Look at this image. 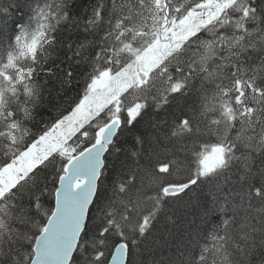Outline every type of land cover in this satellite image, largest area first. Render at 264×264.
<instances>
[{
    "label": "snow or ice",
    "instance_id": "snow-or-ice-1",
    "mask_svg": "<svg viewBox=\"0 0 264 264\" xmlns=\"http://www.w3.org/2000/svg\"><path fill=\"white\" fill-rule=\"evenodd\" d=\"M0 264H264V0H0Z\"/></svg>",
    "mask_w": 264,
    "mask_h": 264
},
{
    "label": "trees",
    "instance_id": "trees-1",
    "mask_svg": "<svg viewBox=\"0 0 264 264\" xmlns=\"http://www.w3.org/2000/svg\"><path fill=\"white\" fill-rule=\"evenodd\" d=\"M78 2H79V0H78ZM43 78H44V77H42V79H43ZM40 115H41L45 120H47V119L49 118V116L51 115V113H50L47 109H44V110L41 111V114H40ZM161 115H163V114H161ZM38 120H39V117H38ZM41 126H42V125H41ZM141 130H142V129H141ZM34 131H35V129H34ZM122 139L125 141V146H126V147H130V146H131V143H132V137H131V136H125V137H123ZM172 207H173V208H176V207H177V204H176L175 202H173ZM183 213H184V210L181 209L179 214L181 215L182 218H183ZM186 219L191 220V219H192V216H191V215H188V216L186 217ZM184 226H186V224H185ZM158 227L162 228V227H163V224L161 223L160 225H158Z\"/></svg>",
    "mask_w": 264,
    "mask_h": 264
}]
</instances>
